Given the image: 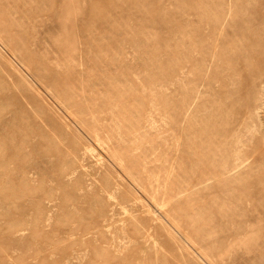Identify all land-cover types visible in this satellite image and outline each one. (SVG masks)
Returning <instances> with one entry per match:
<instances>
[{
  "label": "rangeland",
  "instance_id": "rangeland-1",
  "mask_svg": "<svg viewBox=\"0 0 264 264\" xmlns=\"http://www.w3.org/2000/svg\"><path fill=\"white\" fill-rule=\"evenodd\" d=\"M0 264H264V0H0Z\"/></svg>",
  "mask_w": 264,
  "mask_h": 264
},
{
  "label": "bare ground",
  "instance_id": "bare-ground-1",
  "mask_svg": "<svg viewBox=\"0 0 264 264\" xmlns=\"http://www.w3.org/2000/svg\"><path fill=\"white\" fill-rule=\"evenodd\" d=\"M189 238L191 239V241H193V243H194L195 245L198 244V240H197L195 237H193V236H189Z\"/></svg>",
  "mask_w": 264,
  "mask_h": 264
}]
</instances>
